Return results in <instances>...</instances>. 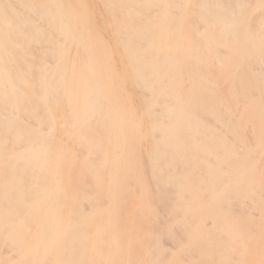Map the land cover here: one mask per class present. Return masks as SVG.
Returning a JSON list of instances; mask_svg holds the SVG:
<instances>
[{"label":"bare ground","instance_id":"1","mask_svg":"<svg viewBox=\"0 0 264 264\" xmlns=\"http://www.w3.org/2000/svg\"><path fill=\"white\" fill-rule=\"evenodd\" d=\"M0 264H264V0H0Z\"/></svg>","mask_w":264,"mask_h":264}]
</instances>
